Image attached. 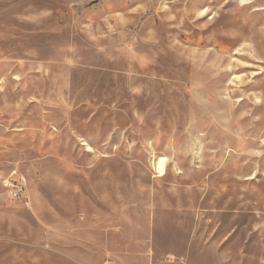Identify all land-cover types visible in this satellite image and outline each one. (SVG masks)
Wrapping results in <instances>:
<instances>
[{"label":"rangeland","instance_id":"1","mask_svg":"<svg viewBox=\"0 0 264 264\" xmlns=\"http://www.w3.org/2000/svg\"><path fill=\"white\" fill-rule=\"evenodd\" d=\"M0 264H264V0H0Z\"/></svg>","mask_w":264,"mask_h":264},{"label":"bare ground","instance_id":"2","mask_svg":"<svg viewBox=\"0 0 264 264\" xmlns=\"http://www.w3.org/2000/svg\"><path fill=\"white\" fill-rule=\"evenodd\" d=\"M165 158L160 157L156 163V169L160 174H162L165 171Z\"/></svg>","mask_w":264,"mask_h":264}]
</instances>
